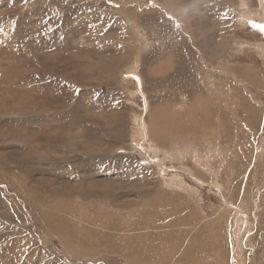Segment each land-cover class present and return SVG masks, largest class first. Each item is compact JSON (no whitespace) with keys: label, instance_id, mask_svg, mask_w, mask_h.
<instances>
[{"label":"rangeland","instance_id":"obj_1","mask_svg":"<svg viewBox=\"0 0 264 264\" xmlns=\"http://www.w3.org/2000/svg\"><path fill=\"white\" fill-rule=\"evenodd\" d=\"M0 2V80H2L0 88L9 85V92L13 95L11 105L21 101L18 96L25 92V102H22L26 104V110H28L27 116L22 112L17 117H14L15 115H12L10 111H0V257H6L12 264H25V258L29 255L30 249L34 250L35 242L41 243L39 244L41 249L37 252L41 257L38 258L48 261V264H71L72 262L65 255H60L57 242L53 243L57 250L53 248L55 247L53 244L49 247L43 243L40 239L42 231L39 227L36 232L33 228L31 231L28 228L25 229L26 226L23 225L25 222L31 223V218L21 200L22 194L17 190L20 185L2 176L4 169L11 172V177L15 175L25 177L27 173H34L36 178L39 177L37 166L34 164L38 159L35 158L36 154L33 156L32 147L25 148V143L14 134L21 131L23 134L27 132L31 136H36L39 133L37 131H40L38 124L43 120L44 115L51 113L55 117L60 116L57 119V127L61 125L60 132L46 135L44 142L40 138L33 147L45 150L67 144L65 151L62 152L65 156L69 150L70 131L82 135L91 144L116 149L117 156L123 154L127 147V149L140 148L136 142L144 126V119L148 118L146 113L167 105L169 101L167 96H164L166 93L172 100L187 101L193 97V93L205 92L204 89L212 84L215 86V82H218V87L223 92L225 80L229 88L230 82L234 84V90L241 93L247 103L245 108H237L238 124L244 115L252 116V124L256 118L264 117V20L258 17L241 16L240 0H213L212 3H209L210 0H202L197 4L203 10L202 13L207 14V25L213 28V22L216 23L212 36L214 44L221 41L220 37L222 41L229 39V34L225 33L228 27L219 23L228 21V18H231V21L237 19L241 21L239 24L245 25L244 33H242L237 30L238 28H234L235 26L232 27V23L226 24L230 26L228 29L231 33L235 30L237 39L239 37L254 39L251 34L247 35V29L262 34L253 40L255 45L236 52L238 54L236 74L225 69L223 64H226L228 60L226 55L211 61L209 65L205 62L207 67L204 66V60L198 56V52L189 49L190 39L180 31L179 20L177 21L172 14L167 13L161 5H154L153 0H0ZM250 2L252 12L249 10L246 13L254 14L261 1L258 3L257 0H250ZM215 7L218 8L215 10ZM145 9L160 11L157 13L153 10V12L149 11L143 17L142 12ZM221 10H223L222 13ZM149 24H154L157 29L149 27ZM133 31L135 34L138 32L139 41L135 39V43L131 44ZM166 33L171 34L172 37L166 38ZM157 35L161 40L154 39ZM138 42L139 48L135 54L134 46L138 45ZM187 54L190 55L186 57ZM133 57L131 64L125 68L127 60ZM168 61L178 65L172 63L173 66L168 70L169 72H163L161 76L148 73L155 63ZM193 61L200 66L203 64L207 75L204 80L206 83L210 82V85L202 87L194 82L198 75L193 69L195 68ZM253 73L259 75V82H256ZM176 77H180L181 80ZM19 91L21 92L18 93ZM45 96L47 97L44 98ZM230 106L223 104L224 108H230ZM242 128L251 138L248 147L251 155V163H249L251 171L247 175L244 187L247 191L251 190L254 196L250 199H257L259 206L256 208L257 212H254L250 201H245V206L249 208L248 224L244 229L246 233L243 235L242 242L240 241L239 244L244 243L246 264H264V169L262 168L264 161L259 162V155H255V152L258 153L259 150V153L264 154L263 140L254 137L250 127L242 126ZM263 128L264 120L261 130ZM247 139L248 137L245 138V142ZM204 143L205 139L201 137L195 139L192 145L205 153L206 147L201 148ZM186 144H190L188 138L183 137L174 145L183 147ZM141 145L145 148H148V145L155 146L151 142L148 145L142 142ZM234 151L236 152L235 149ZM134 155L141 158V155ZM97 157L98 153L94 152L84 155L88 161H95ZM105 157L109 158V155H104L103 158ZM141 161L142 163L130 161L121 166L117 165L119 167L113 169L125 168L127 171H135L136 177L149 172L150 177L167 179L173 175H182L187 179L186 175L166 170L154 161L149 166L143 164V160ZM224 162H229L226 154L222 159L220 157L214 159V163L218 166ZM131 163L133 166L128 167ZM201 164L205 169L207 164ZM210 166L211 171L205 170L208 173L213 172V167ZM157 170L160 171L157 173ZM74 175L77 176V174ZM237 176L238 172L236 176L232 174L233 179ZM98 179L96 180L103 183H115L111 182L113 179L111 176ZM127 182V180L119 181V184L123 188H129V185L133 183ZM204 189L209 190L211 194L208 191V195H204L201 203L202 212H205L204 215L209 219H214V210L219 206V200L213 197L216 194L215 189L208 186H204ZM14 196L17 200H14ZM15 202H17L16 206ZM253 215H256V219ZM233 250V254L239 258L238 244L231 249V254ZM109 257L110 260L94 259L81 264H126L112 255ZM168 257H163L160 264H171V259L166 261Z\"/></svg>","mask_w":264,"mask_h":264},{"label":"bare ground","instance_id":"obj_2","mask_svg":"<svg viewBox=\"0 0 264 264\" xmlns=\"http://www.w3.org/2000/svg\"><path fill=\"white\" fill-rule=\"evenodd\" d=\"M153 1L154 5H161L167 13L172 14L177 21L179 20L180 31L190 39L189 49L198 52V56L204 60V66H206L205 62L208 64L219 59L222 55H226L228 60L226 64H223L225 69L236 74L238 69L236 61L238 54L236 52L255 45L253 40L262 35L247 29V35L251 34L254 39L243 37L237 39L235 30L233 29L234 33H231V30L228 29L230 26L227 25L232 23V27L235 26L234 28H238L237 30L242 33H244L245 25L239 24L241 21L239 22L237 19L231 21V18H228L230 22L225 20L219 23L228 27L225 33L229 34L230 40L222 41L220 37L221 41L214 44L212 36L216 23L213 19V28L207 25V14L202 13L203 10L197 5L202 0ZM212 1L210 0L209 3ZM259 1L261 3L257 5L256 13L251 14L250 12L246 13V11L252 10L250 0H240L241 16L245 18L258 17L260 20H264V0H257L258 3ZM217 8L215 7V10ZM152 10L145 9L142 12L143 17H145L144 14ZM153 11L157 13L160 10ZM218 19L220 21V17ZM134 25L138 27L136 24ZM149 27L157 29L154 24H149ZM219 30L221 29L219 28ZM170 37H172L171 34L166 33V38ZM131 39V44L135 43V39L139 41L138 32L137 34L135 31L131 32ZM154 39L161 40L158 35ZM138 48L139 42L134 46L135 54ZM134 57L127 60L125 68L131 64ZM198 58L197 60H199ZM172 63L178 65L172 61L157 62L150 67L148 73L161 76L163 72L171 69ZM203 64L200 66L195 63L193 69L198 76L195 78L196 80H193L198 85L205 87L210 85V82L207 80L209 83H206L204 80L207 75ZM4 74L6 75V73ZM253 77L256 82H259L260 77L257 73H253ZM176 79L181 80L180 77H176ZM226 81L223 92L220 91L218 82H215L216 85L213 86L211 83L213 88L209 86L204 89L205 92H192L193 97L187 101L172 100L166 93L164 96H167L169 103L146 113L148 118L144 119V126H142V131L136 142L140 148L127 149V147L124 149L125 152L118 156L116 149L91 144L74 131L69 133V150L66 156L62 152L65 151L67 144L59 148L53 147L45 150H43L44 148L42 150L34 148L33 144L40 138L44 142L46 135L55 132L59 134L61 125L59 128L57 127V119L60 117L57 114L56 117L51 113L44 115L43 120H40L41 122L38 124L40 131H37L39 133L36 136H31L27 132L25 134L21 131L15 132L14 136L25 143V148L32 147L33 156L36 154L35 158L38 159L34 163L37 166L38 178L34 173H27L25 177L18 175L11 177L9 170L3 169L2 171V176H6L14 184L20 185L17 190L22 194L21 200L28 209L27 214L31 218V223L25 222L23 225L26 226L25 229L28 228L31 231L33 228L36 232L39 227L42 231L40 239L43 240V243L50 247V244L57 242L60 255H65L70 259L71 264H81V262L94 259L110 260V255L121 259L126 264H160L163 257L167 256L169 257L166 261L171 259V264H246L247 256L243 252L244 243L239 244L246 233L244 229L248 224L249 208L245 206V201H250L254 212H257L259 201L250 199L254 195L251 190L247 191L244 187L247 175L251 171L249 164L251 155L248 149L251 138L244 133L242 126L250 127L252 135L258 140H263L262 148H264V128L261 130L264 117L256 118L252 124V116L244 115L238 124L237 108H245L247 103L245 97L234 90V84L230 82L231 87L229 88ZM10 86L12 87V84ZM0 90H2V92L0 91V111H10L12 115H15L14 117L21 115L22 112L25 113V116L28 115L24 103L25 92L20 96L17 95L21 101L16 102L13 99L16 103L11 105L10 101L13 95L9 92V85L2 86ZM25 90L27 91V89ZM223 104L231 106L224 108ZM183 137L188 138L190 144L183 147L174 145L177 140ZM201 137L205 139V143L201 147L202 149L206 147L205 153L200 152L198 150L200 148L192 145L195 139ZM246 137L248 139L245 142ZM141 141L146 142L147 145L151 142L155 146L148 145L149 147L145 148L141 145ZM259 151L255 152V155H259L258 161L261 162L264 161V154ZM88 152L98 153L95 161H88L84 158ZM134 154L141 155V158ZM224 154L229 157V162H224L221 166L215 164V157L222 159ZM104 155H109V158H103ZM141 160L148 166L154 161L158 166L165 167L166 170L186 175L187 179L182 175H173L167 179L157 176L150 177L149 172L136 177L135 171H127L125 168L113 169L117 165L121 166L130 161L142 163ZM200 162L207 164L205 169ZM210 165L213 167V172L208 173L205 170L211 171ZM132 166L133 163L128 167ZM262 168L264 169V165ZM159 171L157 170V173ZM237 172L238 176L233 179L232 174L234 173L236 176ZM108 176L113 177L111 182L115 183L98 181L99 177ZM120 177L126 178L121 179ZM126 180L133 183L129 185V188H123L119 184V181ZM139 183L144 184L139 185ZM204 186L215 189L216 194L213 197L219 200V206L214 210V219H209L204 215L205 212H202L201 203L204 195H208L209 191L205 190ZM209 194H211L210 191ZM14 195L16 196V194ZM15 196L14 200H17ZM240 202H242L241 205ZM14 205L16 206L17 202ZM253 217L256 219V215ZM35 243L34 250L30 249L29 255L25 258V264H48V261L39 259L41 255L37 254L41 249L39 247L41 243ZM237 244L239 258L233 254L234 250L231 254V249ZM53 245L55 246L53 248L57 250L56 245ZM0 264L12 263L6 257H0Z\"/></svg>","mask_w":264,"mask_h":264}]
</instances>
